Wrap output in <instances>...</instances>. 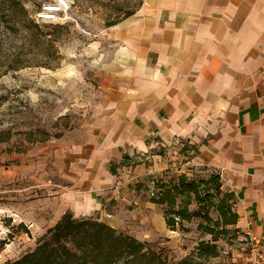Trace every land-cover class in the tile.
Returning a JSON list of instances; mask_svg holds the SVG:
<instances>
[{
	"label": "crops",
	"instance_id": "0c3cea01",
	"mask_svg": "<svg viewBox=\"0 0 264 264\" xmlns=\"http://www.w3.org/2000/svg\"><path fill=\"white\" fill-rule=\"evenodd\" d=\"M112 29L116 88L59 139L65 181L34 224L71 211L121 230L141 205L162 207L154 179L192 161L222 172L241 229L264 232V0H144Z\"/></svg>",
	"mask_w": 264,
	"mask_h": 264
},
{
	"label": "rangeland",
	"instance_id": "374dc122",
	"mask_svg": "<svg viewBox=\"0 0 264 264\" xmlns=\"http://www.w3.org/2000/svg\"><path fill=\"white\" fill-rule=\"evenodd\" d=\"M22 1L32 18L39 6L50 0ZM143 1L73 0L68 19L58 23L70 25L60 31L58 57L50 59L53 67L36 64L8 70L5 55L19 50L17 46L25 41V32L7 33L0 26L5 54L0 62V136L5 139L0 140V264L34 249L47 231L42 233L34 222L47 225L49 211L42 208L41 200L48 202L53 190L58 189L56 184L65 181L66 169L56 163V145L69 131L95 119L109 100L118 76L114 72V25L108 26V22L121 21ZM40 25L51 31L50 24ZM185 169L177 173H187L196 181L212 172L192 161ZM173 174L168 172L164 178ZM146 198L144 192L142 200ZM189 207L195 210L199 204L192 200ZM210 215L216 219L219 214L212 207ZM122 219L121 230L150 241L171 260L190 254L201 240L213 239L198 229L201 219L185 223L188 232L169 230L163 206L141 205L132 216ZM222 228L216 229L220 257L212 261L243 264L236 241L241 227L228 225L227 233H220Z\"/></svg>",
	"mask_w": 264,
	"mask_h": 264
},
{
	"label": "trees",
	"instance_id": "16d2710c",
	"mask_svg": "<svg viewBox=\"0 0 264 264\" xmlns=\"http://www.w3.org/2000/svg\"><path fill=\"white\" fill-rule=\"evenodd\" d=\"M133 13L128 12L124 17ZM119 22L112 20L108 26ZM2 25L7 33L25 32V41L17 46L19 50L9 55L3 54V33H0V62L5 55L7 69L18 70L36 64L53 67L50 59L58 57L56 44L62 38L60 31L70 23L50 24L51 31H47L29 16L22 0H0ZM0 140L5 139L0 136ZM211 171L198 181L187 173L174 172L169 179L164 176L154 179V190L147 188L151 192L150 201L163 206L169 229L188 232L185 223L201 219L198 229L213 236L212 240H201L193 252L178 260H171L150 241L109 225L99 215L76 216L67 211L37 240L34 249L5 264H222L212 261L220 257L216 229L223 226L220 233H227L225 227L237 225L240 216L234 209V191L223 186L221 171ZM142 187L143 184L137 185L138 190ZM192 200L199 208L190 209ZM212 207L219 214L216 219L210 215Z\"/></svg>",
	"mask_w": 264,
	"mask_h": 264
},
{
	"label": "built area",
	"instance_id": "2783aa9c",
	"mask_svg": "<svg viewBox=\"0 0 264 264\" xmlns=\"http://www.w3.org/2000/svg\"><path fill=\"white\" fill-rule=\"evenodd\" d=\"M73 0H50L43 2L32 18L38 24L64 23L72 10ZM222 175V172H221ZM264 223V216L262 218ZM237 236V247L243 264H264V232L255 233L250 226Z\"/></svg>",
	"mask_w": 264,
	"mask_h": 264
}]
</instances>
